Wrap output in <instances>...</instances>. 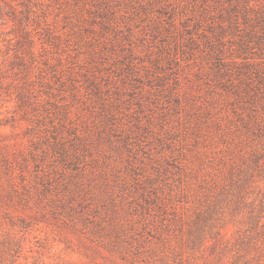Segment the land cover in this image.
<instances>
[{
	"label": "rangeland",
	"instance_id": "obj_1",
	"mask_svg": "<svg viewBox=\"0 0 264 264\" xmlns=\"http://www.w3.org/2000/svg\"><path fill=\"white\" fill-rule=\"evenodd\" d=\"M262 14L264 0H0V264H264L252 244L234 261L232 223L226 247L196 224L237 142L227 89Z\"/></svg>",
	"mask_w": 264,
	"mask_h": 264
},
{
	"label": "trees",
	"instance_id": "obj_2",
	"mask_svg": "<svg viewBox=\"0 0 264 264\" xmlns=\"http://www.w3.org/2000/svg\"><path fill=\"white\" fill-rule=\"evenodd\" d=\"M246 19L249 21V17ZM256 24L264 33V14ZM262 33L250 32L240 44L244 47L243 69L238 71L240 84L227 89L234 98L237 142L218 156L216 164H211L204 180V205L197 212L196 224H204L199 227V235L207 233L208 241L219 242L222 247H226L222 235L226 223L237 226L234 261L242 258L250 244L256 253H264V65L252 61L246 52L252 42L263 43ZM12 251L7 252L10 262Z\"/></svg>",
	"mask_w": 264,
	"mask_h": 264
}]
</instances>
